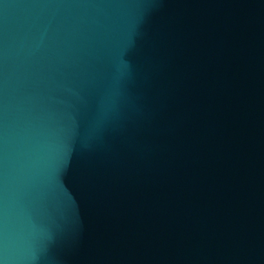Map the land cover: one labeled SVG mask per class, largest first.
Segmentation results:
<instances>
[{"label": "water", "instance_id": "water-1", "mask_svg": "<svg viewBox=\"0 0 264 264\" xmlns=\"http://www.w3.org/2000/svg\"><path fill=\"white\" fill-rule=\"evenodd\" d=\"M0 264H264V0H0Z\"/></svg>", "mask_w": 264, "mask_h": 264}]
</instances>
